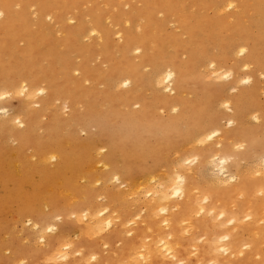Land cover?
Masks as SVG:
<instances>
[{
    "label": "bare ground",
    "instance_id": "1",
    "mask_svg": "<svg viewBox=\"0 0 264 264\" xmlns=\"http://www.w3.org/2000/svg\"><path fill=\"white\" fill-rule=\"evenodd\" d=\"M99 1L0 0V264H264V0Z\"/></svg>",
    "mask_w": 264,
    "mask_h": 264
},
{
    "label": "rangeland",
    "instance_id": "2",
    "mask_svg": "<svg viewBox=\"0 0 264 264\" xmlns=\"http://www.w3.org/2000/svg\"><path fill=\"white\" fill-rule=\"evenodd\" d=\"M16 1H20V0H16ZM76 1H78V3H79V9H78V11L79 12H83L89 5H91L92 4V0H76ZM94 1V3L93 4H96V2L97 3H99L100 1L99 0H93ZM135 1L136 0H115V4L116 5H124V4H129V5H132V4H134L135 3ZM194 9L193 8H191L189 11L191 12V11H193ZM31 12H34V10L33 9H31ZM228 21L231 23L233 20H232V18H229L228 19ZM233 23V22H232ZM49 25H48V27H49V30H50V32L52 33V35L55 37V38H57V39H60L61 38V35L60 34H58L57 32H58V30H57V28L56 27H54V25H52V24H50V23H48ZM241 25L243 26V27H245V28H248V30L250 29L249 27V24H248V22L247 21H245V20H242L241 21ZM30 28L31 29H34L35 28V26L34 25H31L30 26ZM166 32H170V30H167ZM187 38H185L184 36H181V38H180V41H185ZM23 45L22 44H19L18 45V47L19 48H21ZM59 49V51H60V47L58 48ZM95 64L96 63H93L92 64V67H95ZM105 68H103V70H104ZM204 76H202V78H203ZM215 80H212V77H208V78H203L202 80H201V82H203L204 84H209V83H213ZM216 82V81H215ZM261 99V98H260ZM55 106L57 107L56 109V111H57V114H60V113H62V114H65V113H63L64 111L62 110V106H61V102L59 101V102H56L55 103ZM46 121V117L45 116H43L40 120H39V123H42V122H45ZM40 133V132H39ZM80 136L82 137L83 135L82 134H80ZM15 144H12V146H14ZM28 154H30V152H27V155ZM176 163V162H175ZM167 166V165H166ZM166 171V167L165 168H162L161 169V172H165ZM37 178V176H33V179H36ZM113 184V183H112ZM112 184H109V187L111 188V187H113V186H118V189L119 190H122L123 189V185H120V183H114L113 185ZM111 185V186H110ZM24 190L25 191H27L28 192V185H25V187H24ZM0 192H1V190H0ZM101 202L103 201L104 202V199L103 200H100ZM99 201V202H100ZM127 204H129V203H127ZM112 205H113V203H112ZM61 207H64V205H60ZM121 205L119 204V205H116V207H120ZM65 207H67V205H65ZM69 207H71V206H69ZM68 207V208H69ZM49 209V208H48ZM48 211V210H47ZM63 211V210H62ZM64 212H66V210L64 211ZM57 213H61V212H57ZM61 216V215H60ZM14 218H16V216L14 215V214H12V215H10V216H8V217H6V221H8V222H10V223H7V226H8V228H11V229H13L14 230V234H15V236H16V238H17V240H18V247L21 249V250H26V253H22V255H29L30 254V252L37 246L36 245V243H32L31 242V237H30V239H27V237L23 234V233H20L19 232V222H17V221H15L13 224H12V220L14 219ZM63 217H61V219H62ZM61 219L60 220H56V221H54V220H52L51 222L52 223H55V224H59L60 223V221H61ZM7 228V229H8ZM62 230H65V229H60L59 227H57V231L54 233V235H56V236H58V238L59 239H61V238H63V236H66V234H62L63 233V231ZM71 233H70V235H71V238L74 240V241H79V240H81V237L80 236H78V233L77 232H72V231H70ZM49 235V234H48ZM50 236H53L52 234L50 235ZM6 239V240H9V238L5 235L4 237H3V239ZM87 240H84L86 243H87V245H91V244H95V242L97 241V239H92V238H86ZM38 243V242H37ZM33 244V245H32ZM39 244V243H38ZM114 245H112V247H113ZM29 248H31L32 250H29ZM35 250V249H34ZM4 255V254H3ZM7 256L8 255H10V253H7L6 254Z\"/></svg>",
    "mask_w": 264,
    "mask_h": 264
},
{
    "label": "clouds",
    "instance_id": "3",
    "mask_svg": "<svg viewBox=\"0 0 264 264\" xmlns=\"http://www.w3.org/2000/svg\"><path fill=\"white\" fill-rule=\"evenodd\" d=\"M2 16H3V15H0V17H2ZM49 18H50V17H49ZM69 22L71 23V22H73V21H69ZM179 195H180V193L178 192L176 195H173V197H175V196H179ZM163 211L166 212L167 209H163ZM200 211L203 212V209H201ZM103 214H104V213H101V215H103ZM199 215H200V213L198 212V213H197V216H199ZM221 215H223V213H221ZM74 216H75V214H73V218H74ZM59 219H61V218H60V217H57V220H59ZM135 219H136V220H139L140 217L137 216ZM117 222H119V221H117ZM133 222H134V221H132V222H130V223H133ZM78 223H83V222H82V221H79ZM163 223H164L165 225H167V224H168V221L165 220ZM229 223H232V221H229ZM111 228H112V222L109 221L107 228L101 230V231L98 233V236H102L106 231H108V230L111 229ZM56 231H57V227H56L55 225L50 226V227L47 228V232H48L49 234H54ZM187 234H188V232H187V230H185L184 235H187ZM126 235H127V237H131V236L134 235V233L131 232V231H129V232L126 233ZM169 239H171V236L169 237ZM223 239H224V240H227V239H229V237H228V236H224ZM39 242H40L41 244L44 243V237H43V235L40 237V241H39ZM61 247H63L65 250H67V249H69V248H74V247H75V244H63V245L59 244L58 247H57V249L55 250V253L58 252L59 249H60ZM117 247H119V244L117 245ZM176 247L179 248L180 246H179V245H176ZM244 247L247 249V248H250L251 245H247V244H246V245H244ZM104 248H105V249L109 248V245H108L107 243H104ZM169 251H172V250L169 249ZM220 251H225V250L222 248V249H220ZM55 253H54V254H55ZM5 254H7V252H6ZM82 254H83L82 251H76V253H75L76 256H80V255H82ZM60 255H62V256L64 257V261H67V260L70 258L69 256H66V255H64L63 253H60ZM243 255H244V253L241 252V253H240V256H243ZM139 256H140V260H143L144 264H149V260L151 259L150 255H149V257L146 258V257L144 256L143 251H141L140 254H139ZM91 257H92V260H93V261H96V260L98 259V254H91ZM198 257H199V253H198L197 251L193 250V251H192V252H191L186 258H178L177 256H171L170 259H171L172 261H175V264H191V261H192L193 259H196V264H204L203 260L198 259ZM256 259H257V260L260 259L259 255H257ZM21 264H23V261H21ZM45 264H49V258L46 260ZM124 264H129V262H128L127 259L125 260ZM136 264H139V261H137ZM208 264H219V262H218V260H209V261H208Z\"/></svg>",
    "mask_w": 264,
    "mask_h": 264
},
{
    "label": "snow or ice",
    "instance_id": "4",
    "mask_svg": "<svg viewBox=\"0 0 264 264\" xmlns=\"http://www.w3.org/2000/svg\"><path fill=\"white\" fill-rule=\"evenodd\" d=\"M228 7L231 9L233 7V5L232 4H229ZM0 15H4V13L3 12H0ZM49 19H51V17ZM137 51H139V50H137ZM244 51L245 50L243 48H241L240 54L243 55L244 54ZM242 83L247 84L248 81L247 80H244V81H242Z\"/></svg>",
    "mask_w": 264,
    "mask_h": 264
}]
</instances>
